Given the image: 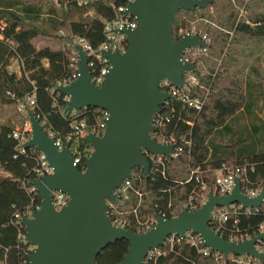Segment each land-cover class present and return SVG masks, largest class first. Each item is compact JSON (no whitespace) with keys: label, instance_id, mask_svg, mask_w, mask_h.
<instances>
[{"label":"trees","instance_id":"obj_1","mask_svg":"<svg viewBox=\"0 0 264 264\" xmlns=\"http://www.w3.org/2000/svg\"><path fill=\"white\" fill-rule=\"evenodd\" d=\"M238 1L240 6L244 5V0ZM112 2L92 0L80 5L76 0H58V3L54 0H0V106L25 103L28 112L33 111L46 130L52 129L64 138L73 129V119L94 122L99 109L89 106L69 113L68 97L58 86L77 70L75 36L86 38L95 48L105 40L104 19L116 16ZM45 4L47 9L44 11ZM236 10L231 1L219 0H210L207 6L193 11L182 9L174 22L175 34L179 37L180 28L191 29L195 23L197 30L204 29L207 33L209 53L229 57V52L224 51L229 46L228 31L249 38L264 37V12L254 13L250 17L252 21L248 22L239 19ZM43 13L45 25L38 24ZM203 18L217 23L222 29L214 25L203 26L207 23ZM63 30L67 32L61 34ZM39 38L54 41L57 45L49 42L39 46ZM14 61L19 63L20 72L10 69ZM209 68L210 71L201 76L210 90L200 113L183 107L177 100L169 101L176 112L165 132L174 131L177 139L186 135L191 138V145L182 143L184 147L179 155L165 156L163 163H156L149 157V175L142 167L133 170L129 197L121 196L117 202L122 210L127 211L125 216L132 220L129 228L144 231L132 212L134 208H138L141 221L156 217V214L167 218L179 215L185 202L191 196L195 199L202 191V182L212 189L214 171L222 167L247 165L241 176L243 190L264 187V121L256 111L261 100L264 106V75L246 78L235 72L236 69L225 59L220 66L210 64ZM255 71L258 73L257 69ZM205 93V90H196V94L204 96ZM33 94L35 103L29 105L27 98ZM167 105L162 106L163 112H167ZM179 113H182V120L175 127ZM246 116L251 124L243 123ZM15 129L13 124H0V264H29L28 255L33 246L24 238L27 231L16 215L26 217L41 205L40 194L32 191L29 185L39 177L37 169L41 151L34 147L20 151L18 140L13 136ZM82 145L92 148L86 138ZM91 152H83L81 167H86ZM135 190H139L142 196ZM244 210L232 214L229 227L237 219L236 229L244 235L261 233L264 204L251 213ZM218 233L228 239L226 233ZM259 244L264 246V239ZM129 246L127 239L109 244L98 255L97 264L121 261ZM158 262L237 264L233 254L218 261L215 253L203 254L187 238L176 240L171 249L158 257ZM257 264H264V260H257Z\"/></svg>","mask_w":264,"mask_h":264},{"label":"water","instance_id":"obj_2","mask_svg":"<svg viewBox=\"0 0 264 264\" xmlns=\"http://www.w3.org/2000/svg\"><path fill=\"white\" fill-rule=\"evenodd\" d=\"M208 4L210 0H132L125 15L135 17L138 24L134 29L121 30L129 41L126 51H104L111 68L101 85L92 80L83 46L76 45L79 75L58 86L68 97L67 110L71 113L93 106L109 112L104 133L86 135L93 150L85 170L74 162L69 146L60 149L40 118L28 112L32 136L25 147L43 152L54 169L31 181L41 196V205L33 216L21 219L27 231L25 238L33 246L29 264H97L101 251L119 239L129 241V250L121 261L112 264H144L149 252L163 245L170 235L184 237L187 231L197 233L211 252L219 251L225 257L250 254L264 260V252L257 248L264 232L238 242L225 238L211 225L216 206L235 202L252 208L263 205L264 187L250 196L242 190L238 177L231 193L209 192L199 208H184L171 218L156 214V224L145 231L113 224L108 212V200L117 202L116 190L132 177L136 167L150 174L146 150L155 156H172L177 143L165 144L152 137L155 115L167 100L175 99L161 89L160 82L168 78L182 86L186 71L199 74L194 63L182 61V55L189 47L209 45L197 33L177 38L174 22L180 10L193 11ZM54 190L70 197L61 210L54 206Z\"/></svg>","mask_w":264,"mask_h":264},{"label":"built area","instance_id":"obj_3","mask_svg":"<svg viewBox=\"0 0 264 264\" xmlns=\"http://www.w3.org/2000/svg\"><path fill=\"white\" fill-rule=\"evenodd\" d=\"M54 1L58 3V0H54ZM76 1L78 2V4L82 5L92 0H76ZM131 1L132 0H125V1L113 0L112 5L115 10L116 16L114 19H110V20L104 19L106 37L105 40L99 45V47L97 48L93 47L92 44L84 37L81 36L74 37L75 46L78 44L83 46L88 56V65L92 72V80L94 83L98 85H101L103 83V81L106 78V75L108 74L111 68V62L105 56L104 51L106 50L118 51V52L126 51V49L129 46V41L127 39L126 34L121 30L126 28L134 29L138 24L135 17L130 15H125V10L127 9V6ZM194 33L199 34L202 38L209 41L207 34L197 30L195 26H192L191 29L180 28L178 33L179 37H177V35L176 37L181 38L187 34H194ZM207 54H208V46L189 47L184 51L182 55V61L185 63H194L199 70V68H201L204 65L203 57ZM74 59L79 61L77 49H76V57H74ZM10 69L20 72V66L18 67V69H16L12 64L10 66ZM206 73L207 72L203 70H199V74L192 70L186 71L184 74L185 83L182 86H177L173 84L168 78H165L160 82L161 89L171 93L175 97V99H169L165 102V104L168 103L167 112H163L162 110L160 113L155 115L153 121L154 131L152 132V137L165 144L177 143L176 146L174 147L172 156H178L180 151L183 150L184 146L181 145L182 143L191 145L192 140L191 138H187L186 135H183L179 139H177L174 134V131L169 134L165 132V128L173 122L172 121L174 116L173 113L176 112L175 106L170 105L169 101L177 100L183 104V107L194 109L197 113H200L204 108L207 94L210 90V87L207 86L201 80V76ZM78 75L79 73L77 66L76 72H74L73 75L70 76L69 78L59 82V85L69 84L70 82L75 80L78 77ZM198 89L205 90L207 93H205L204 96L196 94V90ZM34 103H35V95L33 94L27 98V104L32 105ZM17 109L19 110L20 113L26 115L27 120L25 121L22 128L15 129L13 131V136L18 140V149L20 151H25V149L27 148L25 147V143L32 136V127L28 117L27 105L25 103H21L17 106ZM98 109L99 112L97 113V115H95V121L92 123H90L87 119H77V118L73 119L71 123L73 129L65 138L57 135L55 131H53L52 129L46 130L48 135H50L52 138L55 139V142L60 149H62L63 146L65 145L69 146L70 153L74 158V162L79 165L81 170H85L86 168L80 166L83 158V152L86 150H91V151L93 150V147L88 148L83 146L82 140L85 139L86 135L90 132L102 135L106 128V119L109 117V112L105 109H100V108ZM181 120H182V113H179L178 119L175 121V127H177L180 124ZM189 122L192 124L191 121ZM145 152L148 158L150 157L156 163H163V157L167 156L163 154L155 156L147 150ZM38 163H39V167L37 171L39 172V176L42 174H49L54 172L53 167L49 165V162L46 159V156L43 152H41L40 154ZM246 170H247V165H238L234 168L222 167L216 169L214 171L215 180L213 182L212 189H209L207 185L204 184V182H202V191L196 194L197 197L195 199L191 196V198H189L188 201L185 202L183 209L186 208L188 210H195L199 208L207 200V196L209 192H213L218 195H226L231 193L235 186V179L238 177L240 179V182H242L241 176L246 172ZM194 172L195 171H193L192 173ZM29 185L32 191L33 190L37 191V189L31 183V181ZM131 187H133L131 178L124 180L122 185L116 190L119 195L118 200L120 199L121 196L128 198ZM135 191L140 196H142V193L139 190H135ZM260 191L261 189L244 191V192L250 196H254L258 194ZM52 194H53L54 206L58 210H61L70 198L67 193L61 190H54ZM117 202H112L108 200L109 203L108 212L111 216L112 222L117 226L128 227V225L132 222V220L131 218L125 216L127 211L122 210L117 205ZM38 208H40V206ZM243 209H245L244 212L251 213L253 209L258 210L259 207L257 208L245 207L238 202L232 203L228 206H216L212 212V220H211L212 227L217 232L221 231L224 234L226 233L228 235L229 240L240 242L246 238L252 237V236L244 235L241 231L236 229L238 223L237 219L233 221L230 227L228 225L230 218L232 217V214L233 213L238 214L241 211H243ZM34 212L33 211L29 212L28 216L26 217L33 216ZM132 212L135 213L137 223L144 229V231L153 227L156 224L157 221L156 217H151L146 219L145 221H141L138 217V208H134ZM16 217L20 218L19 219L20 222L21 219L24 218L19 214H17ZM261 232H264V227L261 229ZM25 236L26 235H24V238ZM186 238L191 242L192 245L197 247L199 251H201L205 255L215 253L216 259L218 261L221 260L223 257H225L219 251L211 252L210 248L204 245L203 240L200 238V236L197 233H194L193 231H187L184 237L178 234L170 235L166 239L163 245L159 246L156 249H152L149 252V254L145 258L144 264H159L158 257L160 255L165 254L168 251V249H171L176 240L186 239ZM259 243L260 241L257 244V248L260 251L264 252V246L260 245ZM234 260L237 264H257V260L260 259L250 254H244V255H234Z\"/></svg>","mask_w":264,"mask_h":264},{"label":"rangeland","instance_id":"obj_4","mask_svg":"<svg viewBox=\"0 0 264 264\" xmlns=\"http://www.w3.org/2000/svg\"><path fill=\"white\" fill-rule=\"evenodd\" d=\"M219 1H231L233 5L236 6V11L239 12V19H247L248 22H251V16L254 13L264 12V0H244V5L240 6L238 0H219ZM47 5H44V11L47 9ZM211 11L218 16V13L214 8H211ZM216 17V16H215ZM45 14L43 13L42 17L38 24L45 25ZM204 22L203 26L208 27L209 25L217 26V23L210 21V19L203 18ZM193 26L196 27L195 23ZM197 28V27H196ZM222 29V28H221ZM202 33L204 29L199 30ZM67 31H62L61 34L66 33ZM230 33L228 47L224 49L225 53L229 52V57L226 56H217L212 55L211 53L205 55L203 57L204 65L201 67L203 71L207 73L210 71L209 65L220 66L223 63V60H227L233 69H236L235 72H239L246 78H261L264 75V37L263 38H249L244 37L239 34L234 35V31H228ZM207 34V33H206ZM51 43L52 45H57L56 42L47 40L44 38H39L37 40V45H43L45 43ZM205 58H207L205 60ZM209 63V64H208ZM14 68L18 69L19 64L17 61L13 62ZM222 69H225V66H222ZM255 69L258 70L256 73ZM258 117H260L264 121V106L262 104V100L258 103L257 106ZM243 119V123L251 124L250 119L246 116ZM27 117L22 115L19 112L16 105H1L0 106V124L2 123H10L15 126L16 129L22 128ZM258 121V120H256Z\"/></svg>","mask_w":264,"mask_h":264}]
</instances>
